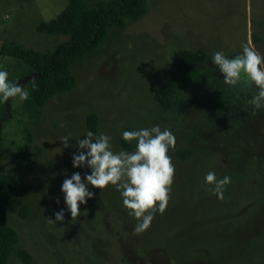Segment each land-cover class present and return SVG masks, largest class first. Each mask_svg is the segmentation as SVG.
<instances>
[{
  "label": "rangeland",
  "instance_id": "obj_1",
  "mask_svg": "<svg viewBox=\"0 0 264 264\" xmlns=\"http://www.w3.org/2000/svg\"><path fill=\"white\" fill-rule=\"evenodd\" d=\"M66 3L0 0V42L51 51L68 36L40 33L36 25ZM249 39L264 51L263 0H147L142 16L112 27L95 52L74 61L75 87L49 98L39 118H26L22 101L10 98V111L0 122V172L16 173L23 124L32 133L33 160L17 174L7 205L18 241L6 264H24L17 248L31 253L30 264H144L145 258L151 264H264V111L253 114L243 94L237 100L207 60L216 50L235 54ZM198 47L206 51L204 61L181 73L173 108L162 110L153 97L155 78L173 72L176 50ZM7 58L1 63L17 79L25 67ZM190 94L195 103L178 110V99ZM90 111L98 118L95 133L110 134L117 151L134 148V142L128 149L120 145L124 129L159 123L176 136L169 153L175 174L168 207L142 234L132 233L136 221L111 186L95 189L76 220L65 213L63 223L48 222L63 178L80 171L71 166L74 149L62 148L58 137L88 131ZM181 150L184 157L177 155ZM209 170L231 177L224 200L207 190L203 176ZM23 204L26 217L19 215Z\"/></svg>",
  "mask_w": 264,
  "mask_h": 264
},
{
  "label": "clouds",
  "instance_id": "obj_2",
  "mask_svg": "<svg viewBox=\"0 0 264 264\" xmlns=\"http://www.w3.org/2000/svg\"><path fill=\"white\" fill-rule=\"evenodd\" d=\"M207 60L237 100L243 94L253 114L264 111V51L261 48L249 39L241 43L239 52L228 55L222 49L216 50L210 52ZM32 87L35 89V83ZM28 97V89L21 86L19 79L10 80L8 68L0 63V104L10 98L20 102ZM120 138L129 144L134 142V148L114 150L112 137L105 132L88 130L75 138L72 133L58 137L62 148L74 149L70 153L71 166L80 171L65 175L60 183L59 195L53 198L58 207L51 209L50 224L63 223L65 213L68 220H76L81 216V206L96 195L94 190L108 186L119 193L122 208L136 221L132 228L135 235L148 230L154 217L165 212L175 174V164L169 154L176 146L175 134L170 128L162 129L155 123L124 129ZM203 182L217 200H224L226 186L232 181L229 175L218 177L215 171L209 170ZM144 264L151 261L145 258Z\"/></svg>",
  "mask_w": 264,
  "mask_h": 264
},
{
  "label": "trees",
  "instance_id": "obj_3",
  "mask_svg": "<svg viewBox=\"0 0 264 264\" xmlns=\"http://www.w3.org/2000/svg\"><path fill=\"white\" fill-rule=\"evenodd\" d=\"M146 6L147 0H99L94 4H88L86 0H67L66 5L54 17L41 20L36 25V30L40 33L68 36L67 40L55 45L51 51H39L2 39L0 63L3 58L8 57L25 67L17 79H25V83L21 85L29 91L28 99L21 104L26 118H39L49 98L72 90L76 85L71 68L74 61L95 52L112 27H124L128 20L139 18L146 12ZM205 57L206 51L200 47L193 50L181 48L173 53V72L155 78L153 97L162 110L170 111L173 108L172 97L181 73L188 66L203 62ZM9 79L16 80L11 77ZM33 83L36 85L35 89L32 87ZM195 99L194 94L182 96L176 107L178 110L190 108ZM9 102L10 100L0 104V122L10 111ZM85 125L87 130L95 133L98 125L95 112L90 111L85 115ZM21 133L24 142L15 153L16 173L0 172V264H6L18 241L17 231L7 221V205L18 186L17 174L23 172L33 160V153L28 146L32 142V133L25 124L21 127ZM120 145L124 149L131 146L122 139ZM177 155L184 157L186 154L181 150ZM27 213L28 206L21 205L19 215L26 217ZM15 254L24 264L32 262L31 253L24 248H17Z\"/></svg>",
  "mask_w": 264,
  "mask_h": 264
}]
</instances>
